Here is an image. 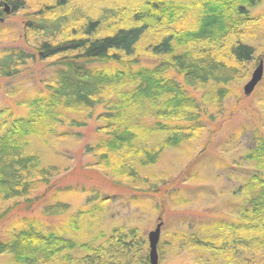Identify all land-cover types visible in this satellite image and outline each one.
Masks as SVG:
<instances>
[{
    "label": "trees",
    "instance_id": "obj_1",
    "mask_svg": "<svg viewBox=\"0 0 264 264\" xmlns=\"http://www.w3.org/2000/svg\"><path fill=\"white\" fill-rule=\"evenodd\" d=\"M30 1L0 0V21L6 17L5 4L15 14L27 9ZM259 1L140 0L130 11L127 4L114 0H95V4L105 3L95 9H85L84 0L35 2L25 11L24 32L27 41L34 36L39 57L50 60L54 80L46 85L48 98L34 99L28 118L15 120L0 135V200L26 197L36 181L50 174L52 167L42 165L39 156L26 148L27 137L37 132L41 119L55 116L59 104L92 108L103 103L101 93L106 88L113 89L117 99L109 101L104 114L108 139L100 156L116 177L136 181L137 164H153L165 147L197 137L204 128L202 115L185 87L210 85L217 103L225 99L228 85L243 75L245 65L254 59L255 48L246 42V35L259 24L249 17L248 10ZM127 12L130 16L124 22ZM188 12L196 13L194 22L180 26ZM155 31L159 37L147 47L164 58L152 68L109 76L91 67L98 62L123 65L132 61L140 40ZM32 57L33 53L20 47L1 51L0 75H16ZM169 72L180 81L167 77ZM123 81L130 82L129 87L115 93L114 85ZM132 106L139 109L127 111ZM150 109L156 121L143 128L140 120L144 122L142 116ZM157 131L165 136L156 147L143 144L146 141L134 144L140 135ZM245 156L254 162L255 171L240 188L247 194V205L239 217L217 221L203 233L173 237L174 242L207 254L203 264H251L264 255V133L255 137ZM67 207L56 202L44 211L60 214ZM73 250L83 254L73 256ZM148 251L147 239L139 230L123 226L112 227L93 241L78 242L35 228L20 229L9 240L0 241V254H11L18 264H149Z\"/></svg>",
    "mask_w": 264,
    "mask_h": 264
},
{
    "label": "rangeland",
    "instance_id": "obj_2",
    "mask_svg": "<svg viewBox=\"0 0 264 264\" xmlns=\"http://www.w3.org/2000/svg\"><path fill=\"white\" fill-rule=\"evenodd\" d=\"M40 1L31 0L21 13L13 14L9 10L0 21V52L20 47L34 54L16 75H0V135L15 120L28 118L34 99L48 98L50 91L46 85L54 80L50 60L39 57L34 36L27 41L24 32L25 11ZM94 1L84 0L83 7L95 9L105 5ZM114 2L127 4L130 11L140 0ZM248 11L259 26L251 27L246 35V42L255 48V56L245 65V73L228 85L227 96L221 103L216 102L213 86L183 85L199 105L204 128L197 137L179 146L165 147L155 163L137 164L136 181L116 177L102 164L100 153L108 139L104 114L111 104L109 101L117 99L113 89H104L103 103L92 108L59 104L55 116L41 119L37 132L27 137L26 148L39 156L42 165L52 169L47 179L34 183L26 197L0 200V213H3L0 241H7L18 230L28 228L59 233L78 242L93 241L116 226L135 227L147 239L149 231L162 222L158 264H203L207 254L181 241L174 242L173 237L181 233H203L217 221H235L239 217L247 205V194L240 188L255 171L254 162L245 155L255 137L264 133V0ZM187 14L177 24L187 27L193 23L196 13ZM129 16L127 12L123 21H128ZM159 34V31L148 32L138 43L137 55L130 62L123 65L98 62L91 67L109 76L152 68L164 58L154 55L147 47ZM260 61L262 78L251 94L245 95L243 86ZM166 76L180 81L172 72ZM129 85L128 81L115 84L114 91L118 93ZM137 109L132 106L127 111ZM151 112L150 109L142 116L143 128L156 121ZM164 136V132L147 133L135 138L134 144L138 146L146 141L143 144L154 148ZM56 202L65 203L66 211L46 214L44 208ZM71 254L80 256L83 252L73 250ZM254 261L251 264H264V255ZM0 264L18 262L11 254H0Z\"/></svg>",
    "mask_w": 264,
    "mask_h": 264
},
{
    "label": "water",
    "instance_id": "obj_3",
    "mask_svg": "<svg viewBox=\"0 0 264 264\" xmlns=\"http://www.w3.org/2000/svg\"><path fill=\"white\" fill-rule=\"evenodd\" d=\"M9 6L7 4L4 5L5 13L9 12ZM263 75V62L260 61L256 68L253 70L250 79L244 84L243 92L245 95L251 94L255 86L259 83ZM162 222L157 223L155 228L149 231L147 235L148 241V257L149 264H158V254H157V244L160 238V227Z\"/></svg>",
    "mask_w": 264,
    "mask_h": 264
}]
</instances>
